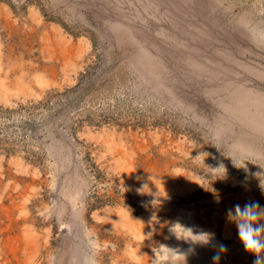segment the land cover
<instances>
[{"label":"rangeland","instance_id":"rangeland-1","mask_svg":"<svg viewBox=\"0 0 264 264\" xmlns=\"http://www.w3.org/2000/svg\"><path fill=\"white\" fill-rule=\"evenodd\" d=\"M97 52L161 124L0 152V264H254L226 211L264 206V0L0 1V106L74 86Z\"/></svg>","mask_w":264,"mask_h":264},{"label":"trees","instance_id":"trees-1","mask_svg":"<svg viewBox=\"0 0 264 264\" xmlns=\"http://www.w3.org/2000/svg\"><path fill=\"white\" fill-rule=\"evenodd\" d=\"M117 70L116 66H106L102 53L97 52L96 60L80 74L74 86L38 101L0 106V152L12 155L20 147L28 159L38 163L47 144L62 137L78 139L85 125L137 128L161 124L148 122L146 110L131 107L128 97L116 95ZM219 184L222 186L224 181ZM104 204L101 201L100 205Z\"/></svg>","mask_w":264,"mask_h":264},{"label":"clouds","instance_id":"clouds-1","mask_svg":"<svg viewBox=\"0 0 264 264\" xmlns=\"http://www.w3.org/2000/svg\"><path fill=\"white\" fill-rule=\"evenodd\" d=\"M222 168L224 165L221 162L213 169L219 171ZM226 217L235 222L243 248L255 256L254 264H264V206L257 201H249L243 205L237 203L227 209ZM219 247L224 251L227 250L225 245H219ZM212 259L219 261L220 257L214 255Z\"/></svg>","mask_w":264,"mask_h":264}]
</instances>
